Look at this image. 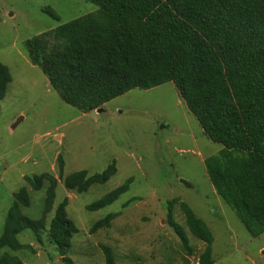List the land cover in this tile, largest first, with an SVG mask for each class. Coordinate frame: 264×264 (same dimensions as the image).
I'll return each instance as SVG.
<instances>
[{
    "label": "rangeland",
    "instance_id": "374dc122",
    "mask_svg": "<svg viewBox=\"0 0 264 264\" xmlns=\"http://www.w3.org/2000/svg\"><path fill=\"white\" fill-rule=\"evenodd\" d=\"M88 14L102 17L98 6L86 0H0V61L12 74L0 107V235L14 193L22 187L31 200L23 213L41 216L49 184L45 181L36 191L26 176L50 173L58 180L45 229L40 235L29 229L18 235L32 249L6 248L0 255L15 254L21 264H106L105 245L116 264H200L206 244L185 225L179 204L186 202L212 231V264H264V232L250 234L206 170L205 159L219 154L222 145L205 135L174 83L134 88L107 102L101 112L84 113L63 101L32 64L26 40ZM59 155L64 178L80 170L101 173L112 163L116 174L79 193L60 178ZM128 179V190L114 203L87 209ZM64 198L77 227L65 256L50 236V221ZM170 200H177L173 216L184 227L191 250L169 223ZM109 213H118L111 226L91 233L92 225Z\"/></svg>",
    "mask_w": 264,
    "mask_h": 264
},
{
    "label": "trees",
    "instance_id": "16d2710c",
    "mask_svg": "<svg viewBox=\"0 0 264 264\" xmlns=\"http://www.w3.org/2000/svg\"><path fill=\"white\" fill-rule=\"evenodd\" d=\"M102 12L78 17L24 42L28 57L47 76L63 101L81 112L101 108L134 88L150 89L172 82L205 135L221 144L219 154L204 163L225 202L233 208L253 237L264 232V0H86ZM12 74L0 61V107ZM64 185L79 193L106 183L115 164L101 173L86 170L63 177ZM36 191L48 182L39 218L23 213L31 204L26 187L14 193L8 210L0 252L32 249L18 235L45 229L53 210L58 180L50 173L26 176ZM131 179L87 205L96 211L125 193ZM177 200L166 203L169 223L190 249L184 227L173 216ZM68 198L60 202L50 221V236L62 255L71 248L77 227L68 217ZM189 231L206 244L200 264H212L213 234L205 221L180 202ZM118 213L96 221L90 231L109 228ZM106 264H116L112 249L102 246ZM70 261L69 258H66ZM0 264H21L8 252Z\"/></svg>",
    "mask_w": 264,
    "mask_h": 264
},
{
    "label": "water",
    "instance_id": "95a60500",
    "mask_svg": "<svg viewBox=\"0 0 264 264\" xmlns=\"http://www.w3.org/2000/svg\"><path fill=\"white\" fill-rule=\"evenodd\" d=\"M99 112H101V109H99ZM181 182H182L183 184H185L186 186H190V184H189L187 181H185V180H181Z\"/></svg>",
    "mask_w": 264,
    "mask_h": 264
}]
</instances>
